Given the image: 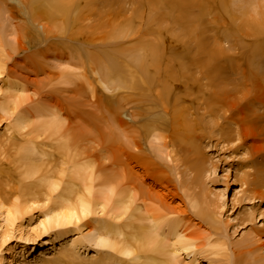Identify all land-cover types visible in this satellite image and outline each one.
Returning a JSON list of instances; mask_svg holds the SVG:
<instances>
[{
  "label": "bare ground",
  "instance_id": "1",
  "mask_svg": "<svg viewBox=\"0 0 264 264\" xmlns=\"http://www.w3.org/2000/svg\"><path fill=\"white\" fill-rule=\"evenodd\" d=\"M98 1L100 0H16L18 6H13L16 10L14 16L10 15L9 18L11 21H14V19H23L26 16L30 22H24L27 27L23 28L26 29L25 33L17 29L16 26L15 28L13 27L14 29L11 27V30L3 29L4 31H0V50L2 52L6 46L10 49L11 54L15 52H18V54L20 52L29 53L25 55L24 58L33 57L32 62L39 66L41 70H43V67L47 68L48 61L54 62V68L59 71V85L63 87L72 86L75 84L77 78H83L91 99L95 98L94 92L96 89L104 95L106 93L110 94L111 101L108 103V113L112 131L107 134V137L110 138V135H112V140L110 142L106 137L107 139L105 138V142L109 141L110 143L108 144L112 143L114 145L112 146L111 144V147L108 144L104 145L105 147L108 145V148L106 147L107 149L104 148L105 151L111 150L106 152H109V154L111 152V156L108 155L110 157L108 161H111L108 163V166L113 170H103L104 167L106 168L107 166L103 165L105 163L101 162V164L99 159L100 166L98 164L96 167L99 171L103 168L102 172L100 171L101 174L99 172L93 173L94 160L92 162L88 159L90 153H88L89 156H87L86 159L83 157L84 152L87 153V151L80 150L82 146L81 140L75 139V135L72 134L71 127L68 126L69 115L67 111L61 109L60 104L57 105L55 103L49 105L48 102L46 104L42 101H37L34 103L33 107L28 106V108V104H25L28 109L19 110L24 103V99L21 96L25 93L24 86L20 84L18 88L14 85L19 82L16 80L13 83L11 82L9 87L4 89V91L0 88V112L4 113L7 117L13 118L12 129L22 134V138L20 137V141L22 142L18 144L19 147L16 154L13 156V162L17 164L16 171L19 172L20 182L22 184L19 189H23L20 193L24 198L19 208L16 204L11 205L9 199L0 195V264H16L17 262L21 264L23 261L18 259H21V257L24 258L26 252L29 253V256H32L31 248L27 249L26 252L25 249H23L21 250L23 253H18L16 248L8 249V246L5 247L6 241L11 238V234L15 230L13 226L18 219V215L20 214L19 210L21 208H25L30 212L37 208H45V212L41 214L42 217L37 220V224L34 228L26 232L19 230V228L15 230L18 233L17 242L23 245L33 242L40 233L50 234V236L52 234L54 236V239L49 241V245H51L50 252L54 249L57 251H54V255L51 256L50 260H42V264H73L72 255L74 254H72V251L70 252V250L62 247L57 249L55 241L64 239L66 234L69 233L68 228L70 225L77 224L83 219L88 218L87 216L89 214H96L100 211L103 216L106 210L107 212L105 213H108V206L112 208L111 211H113V213L111 216L114 217V220L119 221L123 219L125 222L127 220V222L123 224L124 226L122 229L124 228L125 231L129 230V232H122V225L120 227H115L108 222L98 227L91 224H83L82 230L84 232L78 230V233L80 232V239L84 237L88 238L89 244L93 243L96 247L108 248L111 251H115V253L117 252L119 255H129L131 252L130 250L135 251L136 256H133L135 254L132 253L133 258L136 260L144 258V264H177L174 263V261L178 260L177 257L179 253L177 252H186L187 249L193 248L194 250H198L194 247L196 238H190L187 233L188 229H182L184 227L181 226L179 221L168 219L162 212L159 211L158 213L157 210L155 211L152 208V210L149 208L147 209L151 212H145L144 209V212H142V208L139 209V206H135V203L140 201V199L138 200L137 198L139 194V191L137 192L138 185L141 186L143 184L142 179L144 176L147 177V174L145 172L146 168H144L140 173L142 176L140 174L134 176L130 168L134 161L138 163L137 160L139 158H137V154H140L141 151L143 152L141 145H135L134 139L129 138L132 134H135L139 141L142 140L144 144L153 149L151 152L157 151V154L159 153V155L165 157L169 162L174 160V158L171 157L174 153L171 148L178 147L180 151H182V154H185L188 159V170H190V173L192 172L197 176L201 173V170H203L206 159L203 156L204 152L198 134L199 130L204 129V123L203 121L200 122V119H197L199 115H197L196 118H192V115L195 116L196 114L191 113L192 109L189 107L191 103L187 101L188 97L182 93L184 90L182 87L183 84L188 83L187 87H191L192 85H190L189 82L198 84L197 89H199H196L195 92L201 94L196 100L199 99L197 102L200 103L201 106H204L203 115L205 114L207 119L210 115L216 117V113L214 114V112H217V106L215 107V105L223 103V100L220 101L218 90L215 91L216 79L218 88L222 86L223 89H229V92H231L230 94H222L228 102L220 104L222 108L227 109L226 112L220 114L224 122L230 123L232 121V124L237 128L232 135L229 134L230 136L223 134L229 142H240L238 145L243 147L247 141H255L257 135L264 133V126L261 125L260 121L264 117V104L254 98L257 94L254 89L261 85H263L264 88V71L260 76L261 83L256 84L257 75L254 79L248 76L250 73L245 76L248 72H242V69H240L242 68V64L236 66L235 59L231 57L229 60L228 54H226L227 58L225 57L229 61L228 64H220L219 61H215L216 59H214V57L222 54L223 47L217 49L213 48V52H210V50L207 52V46L206 49L203 48L204 46H200L198 48L200 55L207 54L206 56H208V58H205L204 55L202 56L203 59H194V63L191 64H171L172 61H176V58L172 56L177 53L166 51L168 46L172 45V42L169 39L162 38L161 34L158 32V29H162L163 36H167L166 33H168L166 27L164 28L163 26L167 18H172L171 11L169 10L171 7L167 0H160L162 3L160 6L164 11L162 14H157L155 11L156 8L157 10L160 9L155 4L156 0H148V6L145 7L144 3L139 9L137 4V6H135L137 8L133 7L130 13L123 9L121 5L118 11L113 14H108L109 20H102L98 17L95 18L93 14L89 13L93 4H96ZM103 1L109 7L117 2L116 0ZM5 2L4 0H0V5H4ZM184 2L185 10L183 9L182 11L181 4L178 8L182 11V14L183 12H185V14L188 12L190 17L193 16L192 14L197 9L201 17L202 13L207 15L213 6L207 5L209 0H184ZM188 6L191 7V11L187 8ZM14 9H11V13ZM5 11V8L3 9L0 6V18L5 14ZM200 16L198 15V18ZM5 18L7 19V17ZM92 20H94L99 29H109L106 37H97L94 40L97 43H93V46L97 48L95 52L90 51L88 46L84 45L83 48V44L85 43L84 39L81 38L80 40L76 38L81 35L82 30L91 28L89 24ZM172 20L173 19H171V22ZM4 21L5 19L3 21L0 19V25L4 23ZM175 21H177V19ZM255 21L256 22L253 21L255 24L253 28H251L252 33L251 35L248 34V36L253 38L264 36V15L259 20ZM167 22L169 23L170 19ZM167 22L166 24H168ZM33 23L42 28V33L44 35L42 39L40 38V34L35 31L36 28L33 29V27H31ZM29 24L31 28H29ZM168 25L170 27V24ZM182 25L184 26V24ZM179 27L183 28L181 26ZM184 29L181 30L183 33L187 34L186 30L190 29L189 31H191L192 27L186 28L185 26ZM1 32H3V35H1ZM21 32H23V37L19 36V33L22 34ZM83 33L85 32L83 31ZM10 34L11 38L7 39ZM94 34H96L95 31ZM59 36L60 39L61 37L67 36V38H65L71 42L80 41V48L77 50L74 47L65 45L62 50H55L57 47L54 41ZM20 38L29 41L28 47L21 45ZM27 38H29V40ZM49 38H52L51 41H49L48 44L46 43L42 50L37 49L34 54H32V51L30 52L31 48L40 47L43 44L42 42L48 41ZM5 39H7V41ZM31 39L34 41L31 42ZM256 39L258 44L263 45L264 42L262 43V41H260L261 39ZM210 41L212 44V40ZM216 41L218 40L216 39ZM105 42L107 44H105ZM217 45L219 44L217 43ZM251 46L253 45L251 44ZM258 48L259 47L253 50L250 56L258 54L262 49L264 50V48ZM6 56L10 58L9 54L4 55V58ZM242 63L244 64V61H242ZM245 64L247 65L248 61ZM256 65L258 70V64L256 63ZM245 67L247 66H244V69ZM3 69L4 64L0 63V71H4ZM251 69L253 70L252 65ZM190 70L194 71L191 75L188 74ZM226 70L232 72L231 77L225 72ZM254 71H256L255 68ZM256 73H258V71ZM234 76L236 77L234 78L235 81L231 79ZM202 81H205V83ZM254 81L255 85L253 88ZM180 86L183 90L180 92L176 91L178 89L181 90ZM192 88L191 91H189L190 95V92L194 91ZM202 90H207V93L209 91L207 94L208 97L202 93ZM186 92L188 91L185 90V93ZM146 93L150 94L153 100L149 99L147 104L144 103L134 107L139 110V112L135 113L133 111L131 120L136 118V115L142 120L140 122H134L131 125L134 127L133 131H131L132 128H130V125L124 122L120 115L122 111H125L124 107L132 103L130 99L137 97L143 98ZM263 93L261 94L263 95ZM255 103L261 104L262 107L256 108ZM249 104L250 106H248ZM69 114L74 116V111ZM233 114H236L240 118L235 119L234 117L237 116H232ZM64 115L66 117H64ZM215 119L216 118H214V120ZM219 121L218 123L221 124ZM77 126H79V124ZM207 133H209L208 130ZM216 133L217 131L215 134ZM211 134L213 133L211 132ZM89 135L88 137L92 139ZM223 137L220 138L223 140ZM40 139L43 141L39 142L38 140ZM99 140L100 139L97 138L98 144L101 142ZM97 141L94 142L96 143ZM101 143H104V141ZM45 146L46 148L48 147V149L53 146V149L58 153L60 158L63 157L65 159L63 163L64 167L61 168L59 176L63 178H61L62 180H51L50 171L46 170L47 164H45L42 159L44 156L46 158V156L49 155L44 149H41L43 147L45 148ZM250 148L251 152L254 154L259 150L255 147ZM237 149L239 150V148ZM105 151L104 153L106 154ZM175 155L174 157H176ZM39 156L40 159L38 158ZM138 157H140V155ZM144 161L142 160L143 163ZM95 163L97 164L96 161ZM150 164L151 163L148 162L145 167L152 166L153 162L151 165ZM102 165L103 167H101ZM246 166L248 167V165ZM4 169L5 168L2 170ZM2 170L1 172H3ZM253 178L252 185L258 188L256 189L253 187V190L248 188L245 192V194L249 195V201H255L257 198L261 199L264 197L261 191V189L264 188V166H262L261 169L256 168ZM57 182H60V184ZM134 183L137 185H134ZM193 186L195 185L193 184ZM249 186L250 184L248 183V187ZM188 189L191 190L190 188ZM44 194L47 196H44ZM41 196L42 198L46 197L44 201L42 199V207L37 206L39 204L37 198H41ZM141 203L145 202L141 200ZM190 206L192 210H200L198 213L200 221L204 219L206 222L215 226L217 223V214L215 212V210L218 209L217 207L215 209H210V207L207 206L206 209H203V207L199 206L196 202ZM247 216L248 218H246L250 220L254 218V213L251 212ZM86 222L88 221L86 220ZM99 222L96 221L95 224ZM258 223L260 224L261 222L259 221ZM170 236H172V242L169 241ZM120 237H123V239L120 240ZM78 239L79 237L72 238L69 243L76 244L80 242ZM170 243H172L171 245L174 248L169 245ZM237 243L246 245L250 249L249 253L251 255H253V253L257 254L254 264H264V225L260 227L256 225L255 227L253 226L249 232H245L240 236ZM79 245H82V243ZM140 252L143 253L144 256H140ZM8 253L9 256L6 258L5 256L8 255ZM176 253L178 254L177 257ZM213 253L214 251L210 252V254ZM16 257L18 259H16ZM91 264L107 263L92 262Z\"/></svg>",
  "mask_w": 264,
  "mask_h": 264
},
{
  "label": "rangeland",
  "instance_id": "2",
  "mask_svg": "<svg viewBox=\"0 0 264 264\" xmlns=\"http://www.w3.org/2000/svg\"><path fill=\"white\" fill-rule=\"evenodd\" d=\"M4 1H6L5 4L4 5L1 4L0 6L3 9L5 8L6 10L4 14L5 16L2 15L0 19H2V21L5 19V21L4 23L0 25V31L1 30L4 31L5 29L11 30L10 29L11 27L15 28L16 26L17 29H20L25 33L26 29H23V28H27V27L24 22L28 23L30 22V20H28V18L25 16L23 19L17 18V19H14V21H11L9 16L10 15L14 16V12L16 10L14 9L13 6H18V4L16 0H13V1L4 0ZM116 1H117L116 3H114L111 7H109L108 5L104 3L103 0H100L96 4H93V7L91 8V11L89 13L93 14L95 18L98 17L102 20H109L108 14H113L114 12L118 11L121 5L123 9L128 11V13L131 12L133 7L137 8L135 7L137 6V4H138V8L144 3H145V7L148 6V0H116ZM224 1L225 0H209V3H207V5L209 6L213 5V6L210 9L209 13L207 14L208 16L205 13H202L201 14L202 17H201L197 9L192 14L195 17L191 16L192 17L191 18L188 12L186 14L185 12H183L182 14L183 9L185 8L184 0H167L168 4L171 7V9L169 10L171 11L172 18H167L166 20L169 21L170 19V22L168 23L167 21H165L163 26L164 28L166 27L168 31V33H166L168 37L162 35L163 33L162 29H158V32L161 34L162 38L169 39L172 42V45H169L166 51L177 53L172 56L176 58L175 59L176 61L175 62L172 61L171 64H174V65L175 64L176 65L191 64V63H194L193 62L194 59H197V58L203 59L202 56L204 55H205L204 56L205 58H208V56H206L207 54H202V56L200 55V51L198 49L200 46H204L203 48L205 49L208 47V49H206L207 52L209 50L211 52L213 48L217 49L219 47L220 48L223 47L222 54L214 57V59H216L215 61H219L220 64L224 65V64H228L229 62L228 59H226L227 56H229V60L231 57H233L236 61L235 62L236 66L242 64V68H240L242 69V72H245V73L248 72L247 74H245V76L250 73L248 76L254 79L255 76L257 75L256 84L257 83L260 84L261 83L260 76H261V73L264 71V50L262 49L256 55L250 56V54L253 50L257 49V47L264 48V43H263L264 36L253 38V37L248 36V34L251 35L252 33L251 28H253L255 24L254 22H256L255 20H259L264 15V0H226L227 2L226 1L224 2ZM155 4L158 8H160L159 10H157V8L155 9L156 13L162 14L164 11H163V8L160 6L162 4L160 0H156ZM180 4L182 5V11H180V9L178 8ZM187 8L191 11V7L188 6ZM11 9H14L12 13H11L12 11ZM6 12L9 14H7ZM198 15L200 16L199 18H198ZM188 16H189V20H188ZM5 17H7V19ZM171 19H173L172 22H171ZM174 19L175 20L177 19V21H175ZM166 22L170 24V27L168 24H166ZM182 24H184V26ZM36 25L37 24L33 23L31 27H33V29L36 28L35 31L38 34H40V38L42 39L44 37L42 33V28H40L39 25L38 26ZM89 25L91 26V28L82 30L81 35L76 38L80 40L81 38L84 39L85 43L83 44V48L85 45L89 47L90 51L95 52V49L97 48L96 46H93V43L95 44L97 43L94 40L97 37L99 38H101L102 36L106 37L108 35L107 33L109 32V29H103V30L99 29L96 23L94 22V20H92ZM28 26L29 28H31L30 24ZM179 26L183 28H180ZM185 26L186 28L192 27L191 31H189L190 29L186 30L187 34L183 33V31L181 30V29H184ZM177 28H180V29H177ZM83 31L85 33H83ZM94 31L96 34H94ZM23 32H21L22 34L19 33V36L23 37ZM11 34L9 35L7 39L11 38L10 37ZM194 34L196 35V38ZM1 35H3V32H1ZM65 37L67 38V36H64L63 38L61 37L60 39V36H59L57 38L58 40L55 39L54 44L57 47L55 50H62L65 45L74 47L77 50L80 48V45H81L80 41L71 42V41H68ZM191 38L194 40H192ZM256 38H258V40L261 39L260 41H262L263 45L258 44L256 42L257 40ZM7 39L5 40L7 41ZM27 39L29 40V38ZM51 39L52 38H49L48 41H44L45 44L44 42H42L43 44L40 47L31 48L30 52L32 51L33 52L32 54H34V52L37 49L42 50L45 47L46 43L48 44V42L51 41ZM209 39L212 40V44L214 45V47L211 44V41ZM216 39L219 42L216 41ZM30 41L33 42L34 40L31 39ZM20 43L21 45L28 47L29 41H25L23 38H20ZM217 43L219 45H217ZM105 44L107 43L105 42ZM251 44L254 47L251 46ZM215 46H218V47H215ZM6 54H9L10 58H8L7 56L4 58V55ZM27 54L24 52H20L19 54L18 52H15L11 54L10 49L6 46L3 52L0 50V63L4 64V69H3L4 71H0V88L3 89L4 91V89H7V87H9V84H11V82L13 83L16 80L19 81L20 83L17 82L14 85H16L18 88L20 84L24 86L26 94L24 93L25 96L24 94L21 95L24 99V103L22 104L24 108L23 106H21L19 110L21 109L24 110V109H28L29 107H33L34 103L37 101H42L43 103H46V104L48 102L49 105H52L55 103L57 105L60 104L61 109L63 111H67L69 115V118L67 117L68 124H69L68 126L71 127L72 134L75 135V139L81 140L82 146L80 150L87 151V153L84 152L83 157L86 159V157L89 156L88 153H90V157H88V159H90L92 162L94 160L93 173L99 172L101 174L103 168H101L100 170L101 172H100L98 168L96 167L98 166V164L100 166L101 162L105 163L103 164L104 166L105 165L107 166L106 167L107 169L104 167L103 170H111L112 168L108 166V163L111 162V161H108V159L110 158L109 156H111V152L110 154L109 152H106V151H111V150L105 151V149L108 148V145L111 147V144H112V143L108 144L112 140V135H110L111 137L109 136L110 138L107 137V134L110 131H112L111 129L112 127L110 126V117L108 113V110H109L108 103H110L111 101V98H110L111 95L108 93L104 95L100 93L98 89H96V91L94 92L95 98L91 99L90 94L87 92L86 83L83 78L82 79L77 78L75 84L72 86L63 87L62 85L58 84L59 71L54 68V62L48 61L47 68L43 67V70H41L39 66H37L34 62H32L33 57H31L32 59L24 58V56ZM226 54L228 55L226 56ZM242 61H244V64L242 63ZM247 61H248V64L246 65L245 63H247ZM256 63L258 64V70L256 67L257 66ZM251 65H252L253 70L251 69ZM244 66H247V67H245L244 69ZM254 68L256 71H254ZM260 68L263 70H261ZM257 71L258 73H256ZM193 72H194L193 70H190L188 74L191 75ZM225 72H227L230 77L232 76L231 75L232 72H228V70H226ZM234 78L236 77L234 76L231 79L234 80ZM202 82L205 83V81H202ZM189 84L190 85L192 84L191 87L189 86L187 87L188 83L183 84L182 87L184 88V90L180 86L181 90L178 89L176 91L180 92L183 90L182 92L183 95L185 94L188 97L187 101L191 103V105L189 106L190 109H192L191 113L196 114L195 116L192 115V118L194 117L196 118L197 115H199V118L197 119L198 120L200 119V122L203 121L204 123V129L199 130V134H198L200 144L204 152L203 156L206 159L204 168L203 170H201V173L196 176L194 175V173L189 172L190 170H188L189 168L188 159L185 154L184 155L182 154V151H180L178 147L171 148V150L174 152V153L172 152L173 154L171 155V157L174 158V160H172V162H169L168 160L165 159V157L159 155V153L157 154V151L151 152V150H153L151 149V147H148V145L144 144L142 140L139 141L137 139V135L132 134L129 138L134 139L135 145L140 144L141 148L143 149V152L141 151L140 154H137V158H139L137 160L138 163H136V161L133 162V164L130 167L132 170L131 173L132 175L137 176L143 171L144 168H146L145 172L147 174V177L144 176L142 179L143 184L141 186L138 185L137 192L139 191L138 196L140 197L137 196V198L138 200L140 199V201L136 202L135 206L136 205L139 206L138 207L139 209L142 208L141 209L142 212L150 211V210H147L148 208L149 209L152 208L155 211L157 210L158 213L159 211L162 212L165 215V217H167L168 219H175L179 221L181 223V226L184 227V228L181 227L182 229L184 230L188 229L187 233L189 234L190 238L191 237L193 239L196 238L194 247L198 250H194L193 248V249H187L186 252H182V251L177 252L179 253V255L176 253V257L178 255L177 257L178 260L174 261V263H177V264H254V260L257 254L253 253V255H251L249 253L250 249L246 245L239 244L237 242L240 239V236L245 232H249V230L253 228V226L255 227L256 225L257 227H260L261 225H264V197L261 199L257 198L255 201L254 200L249 201L250 200V198L248 197L249 195L245 194L248 188L250 190L251 189L253 190V187L256 189L258 188L252 185V182L254 180L253 175H254L256 168L261 169L262 166H264V156H263L264 155V133L257 135L256 137L257 139L255 141L253 140H249V142L247 141L245 146H243L244 148L238 145L240 144V142H237V141H233V143H231V141L229 142L225 135H229V134L232 135L234 130H236L237 128L236 126L232 124V121L230 123L224 122V120L222 119V116H220L222 112H226L227 110L226 108H222L220 104H224L228 102L227 99L223 97L222 94H226V95L230 94L231 92H229V89L228 88H227L228 90L223 89L222 86L218 88L217 79H216L215 91L218 90L217 92L220 96V101L223 100V103H218L217 105H215V107L217 106L216 107L217 112H214V114L216 113L215 115L216 117L210 115L209 116L210 119L209 118L207 119L205 117V114L203 115L204 106H201L200 103L197 102L199 101V99L196 100L201 94V93L197 94L195 92L198 87V84L195 82L193 83L189 82ZM254 85H255V81L253 82V88H254ZM191 88L194 91L190 92L191 93L190 95L189 91H191ZM248 89L250 88L248 87ZM185 90L188 92L185 93ZM254 90L257 92L254 98L257 99L258 101H261L264 104L263 85L256 87ZM202 91H203L202 93H204L205 96L208 97L207 94L209 93V91L208 93H207V90H202ZM261 93H263V95ZM149 99L153 100V97L150 94L146 93L143 98L137 97V98L130 99L132 100L131 101L132 103L124 107L125 111H122L120 117L124 122H127V124L130 125V128H132L131 131H133V128H134L131 125L134 122H140L142 120L137 115H136V118H133L131 120V114H133V111L135 113L139 112V110H137L134 107L139 106L144 103L147 104V101ZM203 101H202V104H203ZM25 104L26 105L28 104L27 107L28 106L29 107L27 108ZM255 105H256V108L262 107L261 104L255 103ZM248 106H250V104ZM198 107L200 108V111ZM201 108H202V111H201ZM68 111H70L71 113L74 111V116L69 114L70 112ZM232 116H237V115L233 114ZM64 117L66 116L64 115ZM214 118L216 119L214 120ZM234 118L238 119L240 117L237 116ZM218 121L221 122V124L218 123ZM260 121H261V125L264 126V117ZM78 124L79 126H77ZM12 125H13V118L7 117L4 113L0 112V195H2V197L4 198L9 199V202L11 205L16 204L20 208L21 203H23V200H24L23 196L20 193V191L23 189H19V187L22 184L20 182L19 172L16 171L17 164L13 162L14 161L13 156L17 152V149L19 147L18 144L22 142L20 141V139L22 138V134L19 133V131L12 129ZM222 129H223V132H222ZM207 130L209 133H207ZM214 130L215 132L217 131L216 134ZM211 132L213 134H211ZM88 135L92 139H90ZM106 137L108 138L110 142L109 141L105 142V140L107 139ZM220 137H223L224 139L222 140ZM97 138L100 139L99 141L101 142L104 141V143L99 142L98 144ZM38 141L41 142L43 140L40 139ZM94 141H97V142L95 143ZM106 144H108L106 146L107 148L104 146ZM46 146L45 148L44 147L41 148V149H44L45 152L49 154V155L47 154L49 157L46 156L45 158L44 156V158H42L43 162L47 164L46 170L50 171L51 180H54V181L62 180L63 178L59 176H60L61 168L64 167L63 163L65 159L63 157L60 158L58 153H56L55 150L53 149V146L50 147L51 150L48 149V147L46 148ZM112 146L114 145L112 144ZM250 147H253V148L255 147L259 150L258 152H255L254 154L251 152ZM237 148H239V150ZM98 149H101V150L104 149V150L101 151ZM104 151L106 152V154L104 153ZM139 155L140 157H138ZM174 155L176 157H174ZM38 158L40 159V156ZM99 159H100V163H99ZM141 159L143 161L145 160L144 163L142 162ZM184 159H186L187 161ZM105 160H107L108 162ZM95 161L97 162V164L95 163ZM148 162L151 164L153 162L154 166L152 165V166L145 167V165H147ZM141 164L144 166H142ZM259 164H263V165H259ZM103 165L101 167H103ZM246 165H248V167ZM2 167L5 169L2 170L3 169ZM1 170L5 173L1 172ZM8 170H11V171H8ZM57 183L60 184V182H57ZM191 183H193L195 186H193V184ZM248 183L250 184L249 187H248ZM134 185H137V184L134 183ZM188 188H190L191 190H189ZM135 191H136V188H135ZM261 191L264 194V188L261 189ZM44 193L47 194L46 192ZM45 194L44 196L48 195V194L47 195ZM42 196L41 198L40 197L37 198V202H39L37 206H41V207L43 206L42 199L44 201L46 197L42 198ZM141 200H143L145 203H141ZM195 202L199 206H202L203 209H206L207 206H209L210 209L212 208L215 209L216 207L218 208L215 210L217 214L216 215L217 223L215 224V226L206 222L204 219L200 221V219L198 218L199 217L198 213L200 210L199 209L192 210L190 206L191 204ZM44 209L45 208H39V209L37 208L36 210H33L30 212L25 208H21L19 210L20 214L18 215V219L15 221L13 228L15 230L19 228V230L23 232H26L30 230L31 228H34L37 224V220L40 217H42L41 214L45 212ZM107 209H108V213H105L107 212L106 210L103 213V216H102V213L99 211L100 213L98 212L92 215L89 214L87 216L88 218H85L88 222H86V220L83 219L81 222L77 224H71L70 227L68 228L69 233L66 234L64 239L62 240L59 239L55 241L57 245V249L62 247L64 249L70 250V252L72 251V254H74L72 255L73 264H91L92 262H96V263L105 262L107 264H144L143 263L144 258H141V260L139 259L140 261L138 259L137 261L135 258H133V256H136L135 251L130 250L131 252L129 255H126V254L119 255L117 252L115 253V251L113 250L111 251L108 248L96 247L93 245V243L89 244L90 242H88V238L84 237L80 239V234H79L80 232L78 233V230L80 231L83 229V224L84 225L91 224V225L98 227L108 222L110 223V225H114L115 227H120L122 225L121 231L124 233L129 232V230L125 231L124 228L122 229V227L124 226L123 224L126 223L127 220L126 222L123 219L119 221L114 220V217L111 216L113 213V211H111L112 208L108 206ZM250 210L251 212L254 213L255 219L254 218L250 220L247 219L248 218L247 215L251 213ZM96 221L98 222L100 221L97 224H100V223L102 224L97 225L95 224ZM259 221L261 222L260 224L258 223ZM15 230L14 232H12L11 238L6 241L5 247L8 246L7 247L8 249L16 248V251L18 253H20L21 250L23 249H25V252L27 251V249H30V248L32 249V256L31 255L29 256V253L26 252L24 254V258L21 257V259H18L16 257V259L23 261V263L21 264H25V263L26 264H42V260H45V259L50 260L51 256L54 255V251L55 252L57 251L54 249L52 252H50L51 245H49L50 244L49 241L51 239H54V236L52 234H51L52 236L51 237L50 234L40 233V235L37 236V238H35L33 242L27 245H23L17 242L16 239L18 237V233ZM178 233H179V230H178ZM76 237H79L80 240L78 239V241L80 242L76 244L69 243L70 239L76 238ZM122 239L123 237H120V240ZM172 240H173L172 236H170L169 241L172 242ZM81 243L82 245H79ZM171 244L172 243H170L169 245ZM171 247L174 248L172 245ZM210 250L214 251V253L210 254V252H212ZM21 253H23V251ZM132 253L135 255L132 256ZM8 256H9V253L5 257L7 258ZM140 256H144L143 253L140 252ZM16 264H19V263L17 262Z\"/></svg>",
  "mask_w": 264,
  "mask_h": 264
}]
</instances>
